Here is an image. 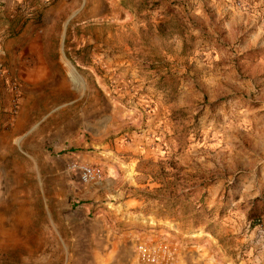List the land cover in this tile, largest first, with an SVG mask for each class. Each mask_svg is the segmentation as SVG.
<instances>
[{"label":"rangeland","instance_id":"1","mask_svg":"<svg viewBox=\"0 0 264 264\" xmlns=\"http://www.w3.org/2000/svg\"><path fill=\"white\" fill-rule=\"evenodd\" d=\"M0 166V264H264V0H0Z\"/></svg>","mask_w":264,"mask_h":264},{"label":"built area","instance_id":"2","mask_svg":"<svg viewBox=\"0 0 264 264\" xmlns=\"http://www.w3.org/2000/svg\"><path fill=\"white\" fill-rule=\"evenodd\" d=\"M81 180L84 183H89L101 178V172L95 168L89 166H83L79 168Z\"/></svg>","mask_w":264,"mask_h":264},{"label":"crops","instance_id":"3","mask_svg":"<svg viewBox=\"0 0 264 264\" xmlns=\"http://www.w3.org/2000/svg\"><path fill=\"white\" fill-rule=\"evenodd\" d=\"M1 171L5 172V167L0 166V172ZM11 184L12 182L5 175L2 174V177L0 178V200L11 197Z\"/></svg>","mask_w":264,"mask_h":264}]
</instances>
